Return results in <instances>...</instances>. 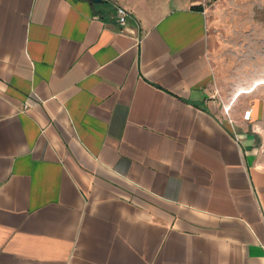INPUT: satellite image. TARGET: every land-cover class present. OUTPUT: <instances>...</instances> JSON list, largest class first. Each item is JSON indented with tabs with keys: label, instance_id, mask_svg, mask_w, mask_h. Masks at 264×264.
<instances>
[{
	"label": "crops",
	"instance_id": "1",
	"mask_svg": "<svg viewBox=\"0 0 264 264\" xmlns=\"http://www.w3.org/2000/svg\"><path fill=\"white\" fill-rule=\"evenodd\" d=\"M202 3L0 0V264H264V87Z\"/></svg>",
	"mask_w": 264,
	"mask_h": 264
},
{
	"label": "rangeland",
	"instance_id": "2",
	"mask_svg": "<svg viewBox=\"0 0 264 264\" xmlns=\"http://www.w3.org/2000/svg\"><path fill=\"white\" fill-rule=\"evenodd\" d=\"M216 79L235 93L264 87V0H203Z\"/></svg>",
	"mask_w": 264,
	"mask_h": 264
},
{
	"label": "built area",
	"instance_id": "3",
	"mask_svg": "<svg viewBox=\"0 0 264 264\" xmlns=\"http://www.w3.org/2000/svg\"><path fill=\"white\" fill-rule=\"evenodd\" d=\"M117 12H118V15H119L120 23L122 25H126L127 24V20H128V16H129L128 10L126 8L122 7V6H119V7H117ZM251 113H252V110H248L245 113V118L246 119H250Z\"/></svg>",
	"mask_w": 264,
	"mask_h": 264
}]
</instances>
